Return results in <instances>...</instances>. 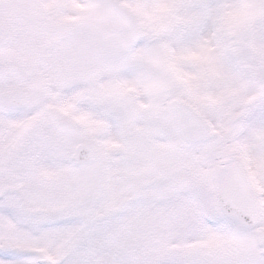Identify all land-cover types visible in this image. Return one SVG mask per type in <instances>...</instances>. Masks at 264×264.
Segmentation results:
<instances>
[{
  "label": "snow or ice",
  "instance_id": "1",
  "mask_svg": "<svg viewBox=\"0 0 264 264\" xmlns=\"http://www.w3.org/2000/svg\"><path fill=\"white\" fill-rule=\"evenodd\" d=\"M0 264H264V0H0Z\"/></svg>",
  "mask_w": 264,
  "mask_h": 264
}]
</instances>
